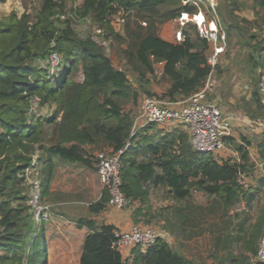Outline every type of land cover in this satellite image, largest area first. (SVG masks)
I'll list each match as a JSON object with an SVG mask.
<instances>
[{"label": "trees", "instance_id": "trees-1", "mask_svg": "<svg viewBox=\"0 0 264 264\" xmlns=\"http://www.w3.org/2000/svg\"><path fill=\"white\" fill-rule=\"evenodd\" d=\"M254 3L264 8V0ZM223 4L225 9L238 7L236 0H223ZM196 11V6L183 0H41L33 17L12 12L0 21V264H37L40 239L45 262V219L33 214L28 170L37 166L44 198L58 165L95 169L94 151L120 150V190L133 203L135 224L141 218L150 224L157 217L163 231L175 237L210 235V255L222 263L264 264L253 260L264 235V207L252 221L234 222L239 213L233 211L240 202L250 207L258 189L264 188V131L256 147L263 174L258 189L252 190L238 181L239 174L249 176L254 167L245 137L240 143L232 135L223 137L237 158L221 159L218 154L195 151L187 131L177 127L162 131L147 123L135 129L132 113L123 108L128 102L137 105L141 97L181 101L204 86L210 72L209 46L198 37L195 26L191 23L195 38L185 29L177 42L158 34L161 24ZM215 11L226 34L233 26L226 15L232 12L226 10L225 15L218 3ZM117 14L124 22L121 33L111 24ZM75 19H88L101 28L99 39L78 37L71 26ZM256 38L251 34L248 41ZM102 42L124 44L120 48L124 69L113 66ZM260 51L249 56L253 69L262 65ZM51 53L60 57L58 70L52 72ZM158 64L170 80L169 88L159 95L149 87ZM251 100L256 108L251 116L262 119L264 103L257 86ZM45 107L49 113L40 114ZM154 189L164 190L173 203L152 211ZM193 192H201L207 201L195 203ZM108 205L109 194L103 188L87 211L97 216ZM91 216L74 220L88 229L79 264H128L112 246L116 227ZM238 244V253L233 254ZM131 251L130 264H198L165 238Z\"/></svg>", "mask_w": 264, "mask_h": 264}, {"label": "rangeland", "instance_id": "rangeland-1", "mask_svg": "<svg viewBox=\"0 0 264 264\" xmlns=\"http://www.w3.org/2000/svg\"><path fill=\"white\" fill-rule=\"evenodd\" d=\"M25 1H27V7L24 6ZM79 1L80 0H78V2ZM213 1L218 3L225 15L226 10H231L232 14L226 15V17L227 22H232L233 26L229 32L226 31L225 36H227L225 38V50L220 55L216 72L212 77V79H214V83H209L206 91L204 92V99L215 101L225 115L233 117L231 135L235 137L237 142L240 143L242 137H245L250 141L247 149L249 151L250 161L251 163H254V167L248 176L250 179L248 186L252 188V190H257L258 188L256 187L263 172L262 163L258 158L256 147L263 135L264 117L262 119L252 117L256 112V108L255 104L251 100V94L254 87L257 86L261 94V101L264 103V8H261L258 5L255 6L254 0H236L238 5L237 8L229 6L226 7V9L224 8L223 0ZM40 6L41 0L1 1L0 21L4 22L5 17L10 15L12 12L18 17L23 12L29 13L31 17H33ZM111 24L115 31L120 33L122 32L124 22L122 18H120L119 14L111 18ZM71 26L80 38L91 36L95 40L99 39L95 32V26L91 24L88 19H75ZM178 28H180L178 19L170 20L159 26L158 34L160 35L163 32L172 34ZM185 29L192 35L193 38H195L191 23H187L182 30ZM251 34L257 35V38L255 40H251L250 42L248 40L249 35ZM247 42H250V44ZM255 43L259 44H257L258 47H255ZM122 47H124V44L119 46L116 42H110L104 46L113 66L124 69V63L120 52V48ZM258 48L262 49V51L259 52L262 65L253 69L249 56L253 53L256 55L259 51ZM127 74L128 78L131 79V73L128 72ZM76 78L81 79V75L78 74ZM152 85H163L159 65L155 66V75L153 77H149L150 89H152ZM143 100L144 97H141L137 105L130 102L125 103L123 108L125 111H130L132 116L135 117L138 114ZM47 113H49V109L46 107L40 110V114L42 115ZM134 127L136 129L138 128V125ZM171 127H177L185 130L183 125H180L179 123L161 125L158 129L165 131ZM97 154L98 152L96 151L92 154V160L95 161V164ZM218 157L221 159H236L237 153L228 146L224 151L218 154ZM36 167L37 166L27 172V183L31 185V187L35 182L38 183L39 181L38 168ZM102 189L103 186L99 180L96 168L91 169L80 164L58 165L53 180L50 183L49 194L44 198L40 197L38 206L35 209H32L33 214L34 216H38L39 219H45V223H50L53 217L57 214L63 215L71 220H75L78 217L91 216L87 211V206L99 198ZM193 201L195 203L204 204L207 199L201 192H194ZM150 203L153 207L152 211H156L160 207L172 204L173 201L166 196L164 190L154 189L150 193ZM262 207H264V188L258 189V194L255 196V199L251 203L250 207H246L244 202H240L235 205L233 211L235 213H239V216L234 218V222L241 221L242 218H247L249 221H252ZM126 209L133 211L131 205ZM104 212L105 210L99 215L91 217H95L97 220L103 221L105 218ZM38 221L39 220L36 219L35 223H38ZM217 222L220 223V221ZM137 225L152 226L162 229V221L157 217L154 218L150 224H146L144 219L141 218ZM47 226L45 225L44 229L46 236V251L48 249ZM202 236L211 238V236L206 233ZM173 237V235L167 234L165 239ZM203 237L201 242H199L200 244H189L185 248L186 252H189V254L193 256V260L198 264H227L222 263L221 259H215L210 254H206V241ZM42 243L43 242L40 239L36 246V252L39 254L37 256V264H43L44 260V245ZM238 246L239 244L233 246V254L238 253ZM200 248L202 249L199 253ZM201 252H203L202 255H200ZM256 259L257 258L255 257L253 260Z\"/></svg>", "mask_w": 264, "mask_h": 264}, {"label": "built area", "instance_id": "built-area-1", "mask_svg": "<svg viewBox=\"0 0 264 264\" xmlns=\"http://www.w3.org/2000/svg\"><path fill=\"white\" fill-rule=\"evenodd\" d=\"M183 3L193 4L197 7V11L189 13L194 16L192 20L186 19L187 13H181L177 18L180 28L174 32V38L176 41L182 39V29L187 23H192L195 26L198 37L204 39L209 46L206 57L210 67L209 76L201 89L181 101L168 102L156 97H145L138 114L134 117L133 127L137 125L140 127L147 123H155L158 126L179 123L187 131L189 142L195 151L219 154L227 148L223 137L231 135L233 117L225 115L215 101L204 99V92L209 83H214L212 77L216 72L220 55L225 50L226 36L215 11L216 2L213 0H183ZM200 15L201 18H198ZM142 24L146 23L142 22ZM95 32L96 35H100L102 30L95 27ZM102 44L106 43L102 42ZM48 63L51 71L56 70L60 64L59 55L51 53ZM36 103L37 100L34 99L33 105ZM128 145L129 143L126 146ZM122 153L123 150L117 153L98 152L95 164L99 180L109 194V204L116 209H125L132 204L120 190L119 157ZM238 181L247 187L250 179L246 174L241 173ZM39 200V185L35 182L32 185L30 197L33 209L38 206ZM114 236L115 240L112 246L124 257H127L133 247L140 246L141 249H145L153 245L157 239L165 238L166 233L156 227L134 224L128 230L115 229ZM257 259L264 262V235L259 240Z\"/></svg>", "mask_w": 264, "mask_h": 264}, {"label": "crops", "instance_id": "crops-1", "mask_svg": "<svg viewBox=\"0 0 264 264\" xmlns=\"http://www.w3.org/2000/svg\"><path fill=\"white\" fill-rule=\"evenodd\" d=\"M159 36L165 41L177 42L174 38V33L169 34L168 32L167 33L163 32ZM158 65L160 66V75L161 78L163 79V85L161 86L152 85L151 90L159 95L164 93L166 89L169 88L170 80L168 77L163 75L162 64H158ZM104 213H105V218L103 219L102 222L106 224H112L116 227V229L128 230L131 228L132 225L135 224L132 221L131 210L129 209L126 208L116 209L109 204L107 210H105ZM45 225L46 226L48 225L47 226L48 249L45 253L44 264H79L83 249V241L85 236L88 234V229L84 226L78 227L74 220H71L59 214L54 216L50 223H44V228ZM202 237L203 236H196L188 239H183L181 237L174 236L173 238L170 239L168 238L166 240L172 246L176 247L180 252H182L187 258L193 259V256H191L189 252H186L185 248L189 244H193V243L197 244L201 242ZM203 239H205L206 241L205 243L206 254L207 255L211 254L210 253L211 252L210 244L212 242L211 238L203 237ZM201 249L202 248L199 249V253ZM202 253L203 252H201L200 255H202ZM133 256L134 255L130 250L128 256L126 257L128 259L127 260L128 264L131 263V259L133 258Z\"/></svg>", "mask_w": 264, "mask_h": 264}, {"label": "bare ground", "instance_id": "bare-ground-1", "mask_svg": "<svg viewBox=\"0 0 264 264\" xmlns=\"http://www.w3.org/2000/svg\"><path fill=\"white\" fill-rule=\"evenodd\" d=\"M185 17H186V19H188V20H192V19H194V16H193L192 14H189V13H187V14L185 15ZM198 18H201V15H200Z\"/></svg>", "mask_w": 264, "mask_h": 264}]
</instances>
